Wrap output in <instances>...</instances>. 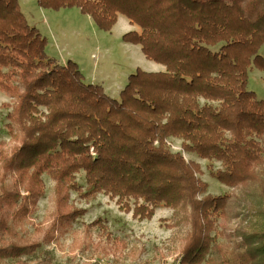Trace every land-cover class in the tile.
I'll list each match as a JSON object with an SVG mask.
<instances>
[{"label": "trees", "instance_id": "obj_1", "mask_svg": "<svg viewBox=\"0 0 264 264\" xmlns=\"http://www.w3.org/2000/svg\"><path fill=\"white\" fill-rule=\"evenodd\" d=\"M36 1L43 9L77 7L104 32L119 15L127 17L141 32L123 41L141 46L166 71L138 70L113 98L87 82L77 62L63 65L48 54L47 37L29 23L19 0H0V87L18 80L10 117L24 133L0 167V259L51 243L30 242L17 231L45 196L43 176L60 200L64 190H81L77 175L84 172L86 194H110L127 207L133 201L143 218L152 219L162 204L191 206L194 230L181 251L183 264H214L215 256H224L218 264H264V100L248 89L251 67L264 70V0ZM170 138L201 159L220 161L215 177L222 184H251L236 199L246 226L236 233L241 242L232 261L210 237L209 217L225 215L233 197L199 200L207 189L196 178L200 167L172 153ZM77 215H58L53 231Z\"/></svg>", "mask_w": 264, "mask_h": 264}, {"label": "rangeland", "instance_id": "obj_2", "mask_svg": "<svg viewBox=\"0 0 264 264\" xmlns=\"http://www.w3.org/2000/svg\"><path fill=\"white\" fill-rule=\"evenodd\" d=\"M19 3L29 23L47 37L51 53L55 56L61 53L76 60L85 77L103 82L106 93L113 98L119 99L131 74L138 70L147 72L145 66L153 63L143 54L141 46L123 41V36L130 32L126 30L128 18L123 15H119L110 32H104L77 7L53 10L41 8L36 0H19ZM122 23L125 26L121 30ZM133 28L141 32L138 26L133 25ZM130 45L140 47L143 57L131 52L127 48ZM260 54L264 57V46ZM8 71L3 69L4 73ZM20 89L16 79H12L7 88L0 87V167L2 158L10 157L23 141L21 126L10 117L18 103ZM248 89L264 100V70L251 67ZM182 142L170 138L167 147L174 154L180 153L187 163L194 162L200 167L196 178L206 184L207 189L198 195V199L233 197L225 215L218 212L209 217L210 237L228 249L225 257L232 261L237 258L238 253L234 250L237 251L241 242L236 233L246 226L244 211L236 199L241 192L251 190L248 188L251 184L236 189L222 184L215 177L219 170H223L222 163L184 151ZM262 166L264 168V163ZM11 179L7 177V180ZM43 180L44 198L30 209L17 231L30 242L46 237L51 243L43 244L34 254L0 259V264H183L181 251L194 230L193 212L188 204L177 210L162 204L155 209L152 219H147L135 215L133 201L131 207H127L110 194H86L84 172L77 175L81 190H71L69 194L64 190L62 196L65 198L60 200L53 191L55 183L47 175ZM75 211L79 212L77 218L61 226L55 224L56 232L53 231L58 215ZM223 259L224 256H215L214 264Z\"/></svg>", "mask_w": 264, "mask_h": 264}, {"label": "crops", "instance_id": "obj_3", "mask_svg": "<svg viewBox=\"0 0 264 264\" xmlns=\"http://www.w3.org/2000/svg\"><path fill=\"white\" fill-rule=\"evenodd\" d=\"M121 18H123L124 20H125V17H121ZM127 19V18H126ZM127 21H128V26H127V28H126V30L128 31H139V30H137V29H134L133 28V25L130 23V21H129V19H127ZM124 26H125V23H122V24H120V27H119V29H124ZM37 27V26H36ZM38 28V27H37ZM129 28H131L132 30H130ZM40 30V29H39ZM122 33H124V32H122ZM44 35V34H43ZM45 36V35H44ZM127 48L131 51V52H133V53H135L139 58L140 57H143L142 56V54H140V47H138V46H132V45H130V46H127ZM48 54L51 56V57H53V58H55V59H57L61 64H66L69 60H72V61H75V62H77L76 60H74V59H72V58H67V57H65L64 55H61V53H60V55H53L52 53H51V51H50V47L48 46ZM92 57H94L95 55L94 54H92L91 55ZM78 63V62H77ZM79 64V63H78ZM145 66V65H144ZM146 67V69H147V72H163L164 70L163 69H165V67L163 66V65H160V64H158V63H155V62H153L152 64H150V66H145ZM161 70V71H160ZM81 71L83 72V70L81 69ZM83 74H84V72H83ZM85 76V75H84ZM85 79H86V81L87 82H90V83H94V84H100V85H102L103 86V82H100V81H98L97 79H87L86 77H85ZM128 81V80H127ZM126 83V82H125ZM126 85V84H125ZM124 85V86H125Z\"/></svg>", "mask_w": 264, "mask_h": 264}]
</instances>
